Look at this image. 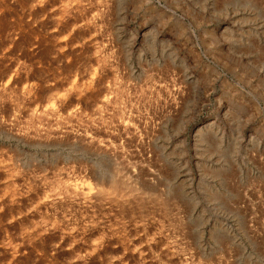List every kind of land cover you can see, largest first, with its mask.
<instances>
[{
    "label": "rangeland",
    "instance_id": "1",
    "mask_svg": "<svg viewBox=\"0 0 264 264\" xmlns=\"http://www.w3.org/2000/svg\"><path fill=\"white\" fill-rule=\"evenodd\" d=\"M8 79L0 264H264V0H0Z\"/></svg>",
    "mask_w": 264,
    "mask_h": 264
},
{
    "label": "bare ground",
    "instance_id": "2",
    "mask_svg": "<svg viewBox=\"0 0 264 264\" xmlns=\"http://www.w3.org/2000/svg\"><path fill=\"white\" fill-rule=\"evenodd\" d=\"M70 8L68 7V6H64L63 7V10H69ZM66 11V12H67ZM9 80L10 79H8V81L7 82H5L3 85H2V87L0 88V91H5L6 89H7V86H8V83H9ZM57 99H58V101H60L61 99H62V96H58L57 97ZM102 102H103V106L105 105V104H107L108 102H109V97H104L103 98V100H102ZM54 107H52V105H49V106H47L46 107V109L45 110H43V114H41L42 116H44V114H52V113H54ZM44 111H45V113H44ZM40 115V114H39ZM72 190V189H71ZM88 191L87 192H83V196L85 197V198H95V193H93V192H91L90 191V188H88L87 189ZM98 191H103V189H101V190H98ZM72 192L73 193H76L77 194V196L79 195V194H81V193H79L77 190H72ZM98 193V192H97ZM105 193V192H104ZM108 193V192H107ZM58 196V195H57ZM57 196H56V198H57ZM105 196V195H104ZM108 196V195H107ZM60 197H62L61 195H60ZM98 197V196H97ZM102 197V196H101ZM61 199V200H60ZM62 199H63V197L62 198H58V199H56V200H54V201H56V202H58V203H62L61 201H62ZM47 200V199H46ZM45 201V200H44ZM54 203V202H53Z\"/></svg>",
    "mask_w": 264,
    "mask_h": 264
}]
</instances>
